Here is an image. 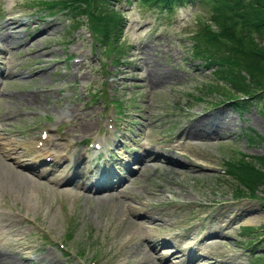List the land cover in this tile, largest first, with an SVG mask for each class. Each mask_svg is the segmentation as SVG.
Returning <instances> with one entry per match:
<instances>
[{
    "label": "rangeland",
    "instance_id": "rangeland-1",
    "mask_svg": "<svg viewBox=\"0 0 264 264\" xmlns=\"http://www.w3.org/2000/svg\"><path fill=\"white\" fill-rule=\"evenodd\" d=\"M26 2L0 0V22L17 25L0 31V264H27L24 256L34 264H264V185L231 166L243 160L264 171V105L214 104L218 78L186 52L193 40L211 46L220 8L198 0L166 13L109 1L126 20L115 39L123 55L112 64V52L91 46L85 18ZM131 138L152 156L130 176L120 168L131 166ZM7 143L17 158L5 157ZM29 143L48 159L30 162L31 172L15 166L31 161ZM100 171L110 173L105 184L125 180L93 193ZM238 189L255 196L234 199ZM189 244L187 256H170Z\"/></svg>",
    "mask_w": 264,
    "mask_h": 264
},
{
    "label": "trees",
    "instance_id": "trees-1",
    "mask_svg": "<svg viewBox=\"0 0 264 264\" xmlns=\"http://www.w3.org/2000/svg\"><path fill=\"white\" fill-rule=\"evenodd\" d=\"M109 1L117 0H32L29 7L80 16L87 20V29L92 39L91 46L111 53L110 62L116 63L122 55V49L115 46V39L120 38L124 26L123 14L113 11ZM135 1L140 5L157 6L170 11L177 4L198 0H124ZM206 1V0H199ZM217 9L221 10L222 22H217L213 42L210 47H199L193 40L186 48L192 59L208 66L218 78L217 86L211 90V95L217 97L214 104L227 103L234 110L242 112L251 105H264V0H212ZM102 12V13H101ZM96 19V22L93 20ZM73 23H76L73 21ZM101 28L99 29V25ZM72 28H76L74 25ZM194 36V35H193ZM192 36V37H193ZM207 39V38H206ZM114 42V43H113ZM110 43L115 46L113 51ZM110 51V52H109ZM110 55V54H109ZM214 87V86H213ZM199 98V97H198ZM197 98V99H198ZM263 141L264 139L259 138ZM259 158V157H257ZM264 164V155L259 158ZM233 169L243 174L242 179L264 185V171L248 166L243 160H237ZM254 197L252 191L236 190L234 199ZM260 232L264 227L258 228ZM262 229V230H261ZM261 245L264 244V231Z\"/></svg>",
    "mask_w": 264,
    "mask_h": 264
},
{
    "label": "bare ground",
    "instance_id": "bare-ground-1",
    "mask_svg": "<svg viewBox=\"0 0 264 264\" xmlns=\"http://www.w3.org/2000/svg\"><path fill=\"white\" fill-rule=\"evenodd\" d=\"M16 27H17V25H16V21L15 20H12V19H4V20H2L1 22H0V31L1 30H3V31H13V29H16ZM43 30H45V29H47V27L45 26V27H41ZM132 63V62H131ZM131 66V65H130ZM134 66H137V65H135L134 64ZM148 67V66H147ZM81 69V68H80ZM31 99V98H30ZM33 100V99H32ZM34 101V100H33ZM76 116V115H75ZM79 117V116H78ZM80 120V119H79ZM200 120L201 119H197V120H194V123L193 124H191L188 128H187V130L188 129H190V128H193V126L195 125V123H197L198 122V125H201L199 122H200ZM82 122V121H81ZM212 123V127L213 128H215L214 127V123L213 122H211ZM74 124V123H73ZM186 130V127H184L183 129H182V131H185ZM47 139H48V137H47ZM31 143H29V145H30ZM33 144V143H32ZM12 144H8L7 145V150H4L3 149V151L5 152V153H7L6 155H5V157H9V150H11V149H13V147L14 146H11ZM25 146H28V145H26L25 144ZM32 149H34L35 150V147L32 145V147H31ZM15 150V149H14ZM36 151H38L37 152V154H35V155H32L31 157H34V159L35 160H37L35 157H37V156H41L42 155V151H41V149H38V148H36ZM146 151V150H145ZM145 153V152H144ZM154 154V153H153ZM156 155V154H155ZM12 156V155H11ZM143 156L144 155H142L141 156V159H140V161H142V159H143ZM149 156H152V154H149V152L144 156V158H146V157H149ZM158 157H160L159 155H157L156 156V158H158ZM162 157V156H161ZM155 158V159H156ZM18 165L19 166H25V163H23V162H18ZM13 174H14V172H13ZM16 174V173H15ZM120 183V182H119ZM118 183V184H119ZM89 187H91L90 185H89ZM103 187V186H102ZM86 189H88V187H86ZM31 191H34V190H31ZM94 191H96V190H94ZM37 193V192H36ZM27 194V193H26ZM33 195V194H32ZM24 196V195H23ZM28 196H30L29 194H28ZM34 196V195H33ZM108 200V199H107ZM194 248V247H193ZM180 252H181V254L183 255V253H182V251L180 250ZM178 256V255H177Z\"/></svg>",
    "mask_w": 264,
    "mask_h": 264
}]
</instances>
